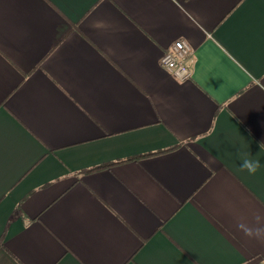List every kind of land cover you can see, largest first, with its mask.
Returning a JSON list of instances; mask_svg holds the SVG:
<instances>
[{"label": "crops", "instance_id": "1", "mask_svg": "<svg viewBox=\"0 0 264 264\" xmlns=\"http://www.w3.org/2000/svg\"><path fill=\"white\" fill-rule=\"evenodd\" d=\"M257 214L264 0H0V264H264Z\"/></svg>", "mask_w": 264, "mask_h": 264}, {"label": "built area", "instance_id": "2", "mask_svg": "<svg viewBox=\"0 0 264 264\" xmlns=\"http://www.w3.org/2000/svg\"><path fill=\"white\" fill-rule=\"evenodd\" d=\"M194 49L183 39L175 40L160 57L161 66L177 80L188 79L191 75L190 63Z\"/></svg>", "mask_w": 264, "mask_h": 264}, {"label": "clouds", "instance_id": "3", "mask_svg": "<svg viewBox=\"0 0 264 264\" xmlns=\"http://www.w3.org/2000/svg\"><path fill=\"white\" fill-rule=\"evenodd\" d=\"M261 163L258 160L251 159L249 157L242 158L240 164L241 171H247L249 175H256V173L261 168ZM256 227L248 228L245 230V235L250 238L264 241V216L257 214L255 217Z\"/></svg>", "mask_w": 264, "mask_h": 264}]
</instances>
